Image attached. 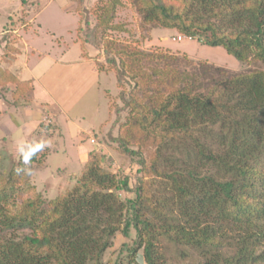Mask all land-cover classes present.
<instances>
[{
    "label": "trees",
    "instance_id": "16d2710c",
    "mask_svg": "<svg viewBox=\"0 0 264 264\" xmlns=\"http://www.w3.org/2000/svg\"><path fill=\"white\" fill-rule=\"evenodd\" d=\"M73 1L96 18L90 27L82 15L79 33L85 25L102 34L116 28L118 0L89 1L90 9L85 0ZM132 1L146 6L150 28L174 30L222 47L241 64L264 67V0ZM37 11L24 12L21 21ZM151 31L141 34L142 43L154 41ZM102 39L104 63L96 69L113 72L118 94L100 142L136 158L140 171L147 166L143 153L152 150L159 192L148 205L145 186L132 191L128 177L108 173L99 164L104 155L83 163L78 181L57 198L27 201L13 213L4 207L13 185L0 187V264H105L118 233L135 238L133 249L123 243L118 255L133 258L142 250L145 264H165L163 241L183 248V257L196 252L201 264H264V70L228 74L211 67L202 87L197 78L181 76L174 54ZM32 89L30 81L0 69L7 104L17 105ZM40 147L25 146L8 176L29 175Z\"/></svg>",
    "mask_w": 264,
    "mask_h": 264
},
{
    "label": "rangeland",
    "instance_id": "374dc122",
    "mask_svg": "<svg viewBox=\"0 0 264 264\" xmlns=\"http://www.w3.org/2000/svg\"><path fill=\"white\" fill-rule=\"evenodd\" d=\"M20 1L26 6L28 4L33 6V10L37 6H41L36 13L37 15L32 19L31 27L26 31H22L20 34L23 41H26L28 44H36L45 55L38 57L28 53L30 67L35 68L33 63L37 60L43 67L46 66V58L49 56L50 59L67 63V68L64 70L61 69L63 74L67 76L65 70L81 64H77L75 60L88 57L91 58L95 71L92 73V68L87 70L80 65V72H74L75 76L72 82V90L70 88V80L67 81V79L66 82L59 81L57 83L61 85L54 86L57 93L61 92V94H65L69 90V97L72 98L70 101L73 100L74 102L76 100L77 105L82 103L86 96L90 95L89 99L83 104L82 110L80 108L81 111H78L74 107L77 105L71 106L72 111H69L70 118L75 124L89 129L87 132L89 141L78 134V131L76 132L75 126L73 127L67 121L65 114H60L56 123L52 121L51 117L41 110V108L45 106L48 108L51 107L48 110L49 114L57 111L52 108V103L49 99V101L45 100V102H41V99L37 98L39 92L35 88L29 90L23 99L17 101L16 113L18 112V114H12L11 117L13 120L22 118L24 117L23 113L27 111L32 115L36 109L29 110L30 104L34 106L39 105L40 109L37 108L39 112L34 113L32 120H38L44 117V119L42 118V125L45 123L44 126H35L34 129L32 128L33 130L26 131L24 124H14L15 128L18 127V129L13 134V132L10 133L8 123L0 125V181L4 183V186L0 187L6 188L12 184L15 191L12 196L13 198H10L7 205L4 206L8 213H13L16 209L15 206H21L30 200L40 199L42 202L51 201L57 198L62 192L72 188L79 178L81 171L76 157L77 144H82L86 152H89L87 163L97 161V155H104L103 161L99 163L101 167L113 175L128 177L132 191L140 186H145L143 194L147 198L148 205L151 204L153 196L155 200L156 194L159 192V188H156L159 177H156L151 171V164L154 159L152 150H147L143 153V157L147 160V166L144 170L140 171L136 164V158L120 153L119 150L112 148L107 142H100V139H107L105 128L108 129L109 124L114 120L113 115L112 117L109 116V106L113 105L118 94L113 72L99 71L96 69L97 63H104L101 52L102 38L116 40L121 44L133 43L146 52L161 49L174 54L179 59L178 69L181 76L183 78L186 76L197 78L202 87L206 86L209 81L211 67L221 68L228 74L233 72H246L250 68L254 69L255 66L264 70V67L258 62L248 61L247 63H239L222 47L208 46L196 39H188L171 29L150 28L151 26L146 21L147 14L144 9L146 6L142 4L138 7L135 4L136 2L132 0H118L119 4L116 7L113 20V26L116 28L110 29L103 34L99 29L94 31L90 29L91 24L93 26L96 25L93 9L88 12L89 14L85 13L82 11L81 6H78L73 0ZM20 1L15 0V4H6L5 1H0V28L7 24L8 21L15 22L16 12L14 10L17 9L16 7L21 6ZM89 1L94 5L97 0H85L84 6L90 9L91 7L88 6ZM74 8L76 11H74ZM8 12H11V14L8 15ZM29 14L32 15L33 13L30 12ZM82 15L85 20L90 18L89 29L85 25V30H81L87 35H82L81 31L80 33L78 32L79 27L84 28V21L81 22ZM148 28L152 30L150 34L154 35V41L142 43L140 39L141 34L145 32L147 37ZM85 35L87 38H85ZM178 38H181V40H178ZM23 59L21 58L20 60L23 61ZM253 64L255 65L252 66ZM202 69H210V71L202 74ZM27 77L24 76L23 79H27ZM96 83L99 88L98 96L94 93L93 88V85ZM52 94L55 97L54 91H52ZM8 106L10 104H7ZM29 123L35 124L31 120ZM88 125H91V128ZM9 126L13 128L11 123ZM56 126L59 127L58 131H55ZM113 131L115 133V128ZM91 139L94 140L95 144L90 142ZM21 140H26L28 144L26 148L30 147V149L35 148L36 144H40L39 154L41 156H37V162L31 166L29 175H18L15 172L13 175L8 176L15 169L19 152L25 151L23 146H19L18 149L15 146ZM97 141L101 144H97ZM94 145H97L96 148ZM92 151H95L96 154L90 156L89 154ZM122 197L133 199L135 195L134 193H122ZM134 241V233L127 239L123 238L119 233L116 234L113 239V247L104 255V263L145 264L142 257V250L137 252L133 258L125 253L118 255L119 248L123 243H127L133 249ZM162 243L166 255L165 264H201L202 261L196 252L188 251L183 257V248L175 247L166 241ZM179 249H181L180 252L178 251Z\"/></svg>",
    "mask_w": 264,
    "mask_h": 264
},
{
    "label": "crops",
    "instance_id": "0c3cea01",
    "mask_svg": "<svg viewBox=\"0 0 264 264\" xmlns=\"http://www.w3.org/2000/svg\"><path fill=\"white\" fill-rule=\"evenodd\" d=\"M0 1H2V0H0ZM3 1H5L6 4H10V3L15 4V2H14L15 0H3ZM29 2H30V0H29ZM8 8H6V9H8ZM16 8L17 9H15V7H13V9H15L14 11L16 12L15 22L14 21H12V22L8 21L7 24L3 25V27L0 28V69L7 72V73H10L18 81H30L33 85V89L35 88L39 92L37 95V98H40L41 102H45V100L49 99L50 102L52 103V108H54L55 111H57V112H53V113L49 114L48 110L51 109V107L48 108L46 106L42 107L41 110L46 112V114L49 115L51 117V120L54 121L55 123H56L57 118L59 117L60 114H65L67 121L70 122L73 127L75 126L76 132L78 131V134L82 135L85 139L88 140V137H87L88 133L87 132L89 129H85L82 126L75 124L70 118L69 111H72L71 106L77 105L76 100H74V102H73V100L70 101L72 98L69 97L70 96L69 90H67L65 92V94H61V92L57 93L54 86L57 87V86L61 85V84H57V83H59V81H65L66 82V79H67V81L70 80V84H71L70 88L72 90V86H73L72 82H73V79L75 76L74 72H77V73L80 72V70H81V67H79L80 65L87 70H89V68H92V73L95 71V67L91 62V58L87 57V58H82V59L79 58L78 60H75L77 62V64H79V63H81V64L78 66H75L74 68L65 70L67 76H65L61 70V69L64 70L67 68V63H65L64 61L59 62V60H56V59H50L49 56L46 58V64H47L46 66L43 67L41 65V63H39L37 60L33 63L35 68L30 67L28 53H31L33 56L36 55L38 57L45 56V55L37 47L36 44L26 43V41H23V38L20 35L22 31H26L31 27L30 24L32 23V20H29V22L26 23V21L23 22V21H21V19L22 18L27 19L25 17L24 12L25 13H30V12L33 13L34 12L33 6H30V4H28L26 6V5L21 3V6H18ZM40 8H41V6H37L35 8V11L37 9L39 10ZM74 11H76L75 8H74ZM9 14H11V12H8V15ZM35 15H37V14H35ZM34 17H33V19H34ZM8 18L10 19L9 16H8ZM4 37H7V40H4ZM21 58H24L23 61L20 60ZM24 76H28L27 79H23ZM93 88H94V93H96V95L98 96L99 95L98 84L97 83L94 84ZM52 91L55 92V97L53 96ZM89 97H90V95L86 96L84 98V100L82 101V103H79L77 106H74V107L78 111H81L83 104L86 102L87 99H89ZM39 107H40L39 105L34 106V105L30 104L29 110L30 109H32V110L36 109L35 111H33L32 115L29 114V111H27V112L23 113L24 117L19 118V119L16 118L13 120V118L11 117L12 114H18V112L16 113V104L14 106H13V104H10V106L7 107V102L4 101L0 95V125L1 124L4 125V124L8 123L10 133L13 132V134L16 133L17 129H18V127L15 128L14 124L17 125L18 123L24 124L26 131L27 130H33L35 128V126L36 127L39 126L43 122L42 120L44 119V117H41L38 120H36V119L32 120V116L34 115V113L39 112V110L37 109ZM80 108H81V110H80ZM68 113H69V116H68ZM47 115H46V117H48ZM27 120L29 122L31 120V122L35 123V124L34 125L31 124ZM10 123L13 125V128L9 126ZM43 124H45V123H43ZM88 127L91 128V125H88ZM58 129H59V127L56 126L55 131H58ZM92 132H93V130H92ZM29 135H31V134H29ZM18 142L15 144V146H17L16 147L17 149L19 148V146L25 147L28 145L26 143V140H21L20 143H18ZM76 148H77V156H76L77 162L79 163V165L81 167L82 164L87 161L89 152H86V150L82 147V144L81 145L77 144ZM64 153H65V151H64ZM67 157H69V156H67Z\"/></svg>",
    "mask_w": 264,
    "mask_h": 264
},
{
    "label": "built area",
    "instance_id": "2783aa9c",
    "mask_svg": "<svg viewBox=\"0 0 264 264\" xmlns=\"http://www.w3.org/2000/svg\"><path fill=\"white\" fill-rule=\"evenodd\" d=\"M178 40H181V38H178ZM90 142L93 143V144H95V142H94L93 139H91Z\"/></svg>",
    "mask_w": 264,
    "mask_h": 264
}]
</instances>
